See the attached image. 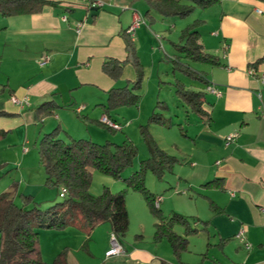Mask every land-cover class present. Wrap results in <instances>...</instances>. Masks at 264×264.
I'll list each match as a JSON object with an SVG mask.
<instances>
[{"label":"crops","instance_id":"obj_1","mask_svg":"<svg viewBox=\"0 0 264 264\" xmlns=\"http://www.w3.org/2000/svg\"><path fill=\"white\" fill-rule=\"evenodd\" d=\"M48 1L54 3L45 5L38 13L15 16L0 13V111L8 113L0 116V127L7 132L0 140V152H13V161H5L4 165L19 166L17 171L24 178L26 169L35 172L39 181L29 185L38 187L43 184L44 170L28 165L35 157L29 145L38 144L44 133L60 127L63 137L98 142L97 137L102 135L110 138L101 127L103 115L122 124L121 131L133 124L118 119L113 113L118 109L106 113L104 106L110 89L135 79L132 64H124L118 79L107 75L102 66L111 58L121 61L127 58L128 36L140 53L145 44L153 42L154 23L166 20L150 24L145 16V0ZM96 1L101 5L95 6ZM136 16H141L144 22L131 36L128 30ZM197 20L202 44L219 57L221 65L192 62L191 65L203 72L208 85L216 86L221 95L208 92L206 85L204 90L211 98V123L186 112L185 121L190 124L187 135L179 143L161 146L179 160L173 171L176 177L183 185L199 190L204 201L198 209L194 207L189 213L180 209L181 213L192 218V226L196 228L202 227L197 220L208 221L206 230L189 236L188 253L183 251L180 257L169 244H125V239L122 241L125 251L104 256L106 261L83 257L75 261L69 243L63 248L58 244L51 246L52 256L67 247L70 264H264V62L250 67L264 55V2L222 0L207 8ZM175 25L176 21L171 23L170 31ZM169 42L176 41L169 39ZM45 56L49 60L41 65ZM174 77H180L188 88L201 87L177 74ZM13 96H28L29 106L21 108L13 102ZM51 100L55 102L52 113L39 115L37 108ZM136 106L138 112L132 120L140 123L146 113L143 102ZM171 122L174 123L172 119ZM178 123L184 128L183 122ZM128 133L135 141L129 130ZM231 135L235 137L228 141ZM216 178L221 180L217 187L205 186ZM173 212L177 211L168 215ZM176 231L184 234V230ZM241 231L245 242L237 237ZM205 235L211 240H207V245H213L215 253H204L202 262L193 261L191 258L203 253L189 250L193 239ZM110 247L111 240L107 238L105 251Z\"/></svg>","mask_w":264,"mask_h":264},{"label":"trees","instance_id":"obj_2","mask_svg":"<svg viewBox=\"0 0 264 264\" xmlns=\"http://www.w3.org/2000/svg\"><path fill=\"white\" fill-rule=\"evenodd\" d=\"M222 0H145L147 8L145 16L150 24L156 20L167 18H187L196 9H207ZM263 1L264 0H260ZM48 0H0V13L4 16L33 14L40 12ZM196 20L182 29L177 42H173L174 54L173 73L177 76L193 80L201 86L200 89L188 88L180 77L175 78V89L179 98L188 107L186 112H192L206 123L212 121L209 109L211 101L204 87L209 84L203 72L196 70L192 63H203L213 66L221 65L218 56L207 51L201 42L202 32L197 27ZM127 58L123 61L111 58L103 63V71L118 79L121 77L124 64L132 63L138 69L137 79L132 86L114 87L108 92L107 102L104 104L106 113L119 107L137 105L140 100L139 90L143 81V70L136 51V45L131 37L126 38ZM264 62V55L259 57L250 67H256ZM165 101H159L149 117V122L141 125L144 140L149 147L150 155L143 160V168L150 169L159 179L167 172H173L179 160L176 156L162 149L149 131L150 124L157 123L171 127V119L166 118L161 107ZM55 102L45 101L38 108L39 115L52 113ZM161 109V110H160ZM8 115L0 111V116ZM109 130L112 129L102 123ZM183 134L186 129L181 127ZM6 131L0 127V140ZM40 162L45 170L46 183L59 189L64 199L57 201L47 208H40L38 204L32 207L19 205L15 201L17 186L13 185L0 194V264H70L68 248L61 250L52 263L43 259L41 249L40 229L62 230L69 226L79 227L87 233V241L91 240L93 231L101 224L110 222L112 234L122 244L130 225V213L127 207V190L130 188L140 192L147 201L151 212L157 217L154 239L160 241L166 238L174 254L180 257L189 247V236L206 230L209 222L202 221L201 228L192 226L189 216L173 212L163 215L159 207L155 206L156 195L146 186L143 168L136 170L130 176L124 177L127 184L125 190L112 192L105 187L101 194L91 193L93 169L122 177L124 169L130 166L137 156V146L132 141L115 143L106 141L103 144L89 138H67L62 136V129L56 127L44 133L38 142ZM219 178L205 184L207 187H217ZM26 205L33 202L30 195H23ZM184 227V234H179L175 227ZM104 264V263H101Z\"/></svg>","mask_w":264,"mask_h":264},{"label":"rangeland","instance_id":"obj_3","mask_svg":"<svg viewBox=\"0 0 264 264\" xmlns=\"http://www.w3.org/2000/svg\"><path fill=\"white\" fill-rule=\"evenodd\" d=\"M196 10L197 11L187 18H176L175 20H172L173 18H167L164 21L155 22L152 26V34L154 38L153 42H151V44H145L141 52H137L139 61L141 62V69L144 74L142 86L139 90L141 91L139 102H143V109L146 113L144 118L140 120V123L142 124L138 123L137 120H132V117H134V115L138 112V106L119 107L116 108L119 110V113H116L115 111L113 113H115L121 121L125 119L126 122H128L127 124L131 121L133 124L130 123V125H127L123 131H110L108 128L101 126L110 134V138L107 139L103 135L101 137H97L100 139L97 140L100 144H103L108 140L119 144L124 141H132L137 146V156L133 163L124 169L121 178L93 169L92 185L90 189L91 193L95 195L101 194L105 187L109 188L114 193L125 190L127 188V184L124 182V177L130 176L136 170L143 168L142 161L149 157L150 152L149 147L144 140L140 126L149 122V117L159 101H165L164 105H166V107H161V109L164 111L166 118H171L174 123L170 128L157 123L150 124L149 131L157 141L158 145L162 148L161 145L168 146L173 142L179 143L178 141L181 140V138H184L183 130L181 128L182 126L178 122H183L185 129L190 127L189 122L185 121L186 110L188 107L179 98L174 86L176 79L173 73V61L171 56L174 55L176 51L173 44L169 42V39L177 42L179 40L178 35L181 32V29L193 23L198 18H201L206 9L198 8ZM175 21L176 25L174 29L170 31L171 28L169 26ZM151 45L153 46L151 47ZM132 66L135 70L134 80H136L138 76V69L135 65L132 64ZM134 80L126 81L125 83L131 87ZM190 81L197 83L193 80ZM128 130L130 131V134L135 137V141H133L129 135ZM37 145L38 144L36 143L29 145V147L34 150L35 157L34 162L28 163V165H34L35 167L42 169L43 166L40 162ZM1 152L0 194L10 189L13 185H16L17 194L15 196V201L17 204L25 205L26 207H32L37 203L40 208H47L55 204L57 201L64 199V194L59 189L46 183L44 168L42 169L44 170L42 173L44 178V180L42 178V186H31L29 184H35L39 181L37 177H35V172H32L30 169H26L27 177L24 178L17 171L19 166L4 165L5 161H13V152L6 150H1ZM177 165L178 164L175 165L176 168L178 167ZM19 171L21 172V169ZM143 174L145 176L146 186L151 191L155 192L157 197H162V213L165 216H168L171 211L181 213L180 209L187 211L185 213H189V211H192L190 209H193L194 207H197L196 209H198L200 207V202L204 203V201L200 199L201 196L198 194L199 190L190 188L188 185H183L182 181L176 177V172H167L162 179H159L150 169L143 168ZM22 182H24V185L21 187L20 185ZM23 195L32 196L34 203L31 202L26 205L25 203L27 200L24 199L25 197H23ZM195 200H198L197 203ZM198 202L199 205L196 206ZM127 206L130 213V225L124 238L125 244L140 242L143 245L161 244V246H164L163 244H166L167 246L169 244L171 246L167 239L162 241H156L154 239L155 224L158 219L151 212L146 199L140 192L134 191L130 188L127 190ZM190 219L192 221V218ZM197 222L201 226L203 225L202 220H197ZM175 230L183 231L184 227L176 225ZM40 233L42 256L48 263H52L55 259V257L49 252L50 247L58 244L62 245L61 247L63 248L66 243H69L73 247L72 258L75 261H77L80 257L92 261L101 258L106 261V258H104V256H106V240L107 238H109V240L112 238L110 222L99 225L93 231L91 235L92 239L89 241H87L88 235L85 230L76 226H69L66 230L40 229ZM193 240L194 241L192 242L189 250L193 248L194 251L198 249L203 252L198 254V256L191 258L193 261L198 259L199 262H202L205 260L204 253H215L213 245H207V240H211L206 235L196 237ZM187 253L188 250H186L184 254Z\"/></svg>","mask_w":264,"mask_h":264},{"label":"built area","instance_id":"obj_4","mask_svg":"<svg viewBox=\"0 0 264 264\" xmlns=\"http://www.w3.org/2000/svg\"><path fill=\"white\" fill-rule=\"evenodd\" d=\"M95 6L101 5V2H95L94 3ZM143 19L141 16H136L133 24L130 26L128 32L131 36H133L135 30L143 23ZM80 25V24H79ZM49 60V56H45L41 61L40 64L41 65H45ZM207 91L211 92L217 96L221 95V91L213 85H208L207 86ZM12 100L15 104H17L18 106H20L21 108H25L27 106H29V98L28 96H25L23 98H19L16 96L12 97ZM102 123H104L105 125H107L108 127L115 129V130H120L122 129V124L118 123L117 121L113 120L111 117H109L108 115H103L101 118ZM234 135H231L227 138L228 141H232L234 139ZM162 200V197H157L155 199V206L159 207L160 206V202ZM241 241L245 242V237L243 234V231H241L238 236H237ZM247 248H250V244L246 243ZM125 251L123 245L120 243V241L116 238L115 235L112 234V238H111V247L109 250L106 251V256H113V255H118L121 254Z\"/></svg>","mask_w":264,"mask_h":264}]
</instances>
